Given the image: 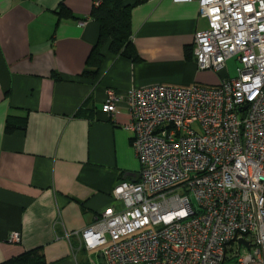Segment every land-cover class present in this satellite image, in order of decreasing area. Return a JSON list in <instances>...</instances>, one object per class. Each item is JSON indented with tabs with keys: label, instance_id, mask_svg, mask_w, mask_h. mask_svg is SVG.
<instances>
[{
	"label": "crops",
	"instance_id": "obj_1",
	"mask_svg": "<svg viewBox=\"0 0 264 264\" xmlns=\"http://www.w3.org/2000/svg\"><path fill=\"white\" fill-rule=\"evenodd\" d=\"M95 1L0 0V263L41 247L46 264H106L81 232L120 208L114 186L140 171L125 97L112 115L101 111L107 89L215 87L236 76L234 59L217 73L197 69L194 37L207 20L196 2L122 0L127 57L110 38L98 43Z\"/></svg>",
	"mask_w": 264,
	"mask_h": 264
},
{
	"label": "built area",
	"instance_id": "obj_2",
	"mask_svg": "<svg viewBox=\"0 0 264 264\" xmlns=\"http://www.w3.org/2000/svg\"><path fill=\"white\" fill-rule=\"evenodd\" d=\"M172 1L196 2L207 20L197 69L234 59L236 76L105 91L109 116L125 97L140 171L81 237L106 264H223L233 244L238 264H264V0Z\"/></svg>",
	"mask_w": 264,
	"mask_h": 264
},
{
	"label": "trees",
	"instance_id": "obj_3",
	"mask_svg": "<svg viewBox=\"0 0 264 264\" xmlns=\"http://www.w3.org/2000/svg\"><path fill=\"white\" fill-rule=\"evenodd\" d=\"M99 24V40L102 42L106 38H110V50L119 55L131 57L132 44L129 30V7L123 4L122 0H100L98 5L94 6L91 14ZM97 46L93 50V54L98 56ZM7 131H11V126L6 127ZM0 264H46L41 247H37L21 253Z\"/></svg>",
	"mask_w": 264,
	"mask_h": 264
},
{
	"label": "rangeland",
	"instance_id": "obj_4",
	"mask_svg": "<svg viewBox=\"0 0 264 264\" xmlns=\"http://www.w3.org/2000/svg\"><path fill=\"white\" fill-rule=\"evenodd\" d=\"M236 65L237 64H236V62L234 60H231V62H229V67H231V69L235 70ZM200 71L216 73V72H214L212 70H200ZM237 246H238V244H233L230 247V250H228L226 252V258H225V261H224L223 264H238L237 261H236L237 257H235Z\"/></svg>",
	"mask_w": 264,
	"mask_h": 264
},
{
	"label": "water",
	"instance_id": "obj_5",
	"mask_svg": "<svg viewBox=\"0 0 264 264\" xmlns=\"http://www.w3.org/2000/svg\"><path fill=\"white\" fill-rule=\"evenodd\" d=\"M240 241H242V240H240Z\"/></svg>",
	"mask_w": 264,
	"mask_h": 264
}]
</instances>
